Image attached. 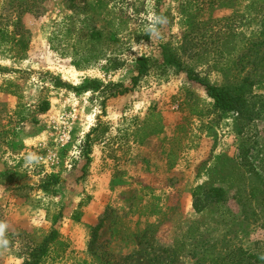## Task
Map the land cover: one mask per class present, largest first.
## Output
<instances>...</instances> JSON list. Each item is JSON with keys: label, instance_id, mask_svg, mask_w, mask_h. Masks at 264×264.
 <instances>
[{"label": "rangeland", "instance_id": "374dc122", "mask_svg": "<svg viewBox=\"0 0 264 264\" xmlns=\"http://www.w3.org/2000/svg\"><path fill=\"white\" fill-rule=\"evenodd\" d=\"M186 14L200 22L229 18L226 30L247 37H257L264 24V6L259 10L253 0H0V250L24 259L54 230L58 243L41 264H208L199 260L211 247L215 254L240 247L261 256L253 264H264V199L248 194L257 183L240 158L236 117L215 111L185 70L149 73L136 90L112 99L67 88L86 79L128 87L135 59L162 62L160 46L170 43L184 67L206 83L221 87L248 71L252 95H264L262 69L221 74L211 68L210 46L195 48L214 39L208 38L213 30L205 41L183 40ZM94 30L103 34L95 50L112 54L78 72L57 51V41L69 52L72 41ZM46 100L49 110L38 113ZM151 108L160 121L149 117ZM163 112L173 115L166 123ZM36 136L37 145H25ZM243 139L259 171L264 121H253ZM95 160L111 198L84 225ZM51 174L60 180L55 195L40 189ZM201 184L223 187L227 201L196 213L192 193ZM100 217L92 253L91 230Z\"/></svg>", "mask_w": 264, "mask_h": 264}, {"label": "trees", "instance_id": "16d2710c", "mask_svg": "<svg viewBox=\"0 0 264 264\" xmlns=\"http://www.w3.org/2000/svg\"><path fill=\"white\" fill-rule=\"evenodd\" d=\"M253 1L254 5L258 6L259 10L264 6V0ZM196 18L197 15L186 14L184 16L186 30L183 34V40L196 39L198 41H205L208 36L206 33L208 28L213 30V33L209 34L208 38L214 37V39H210L207 43L198 42L197 44H194L195 48H197L199 44L204 45L205 49L210 46L209 50L213 55L211 58V68L213 70L228 75L229 73H243L247 67H251L252 71L262 69L264 72V24L261 25L260 33L257 37H247L240 34L238 35L234 31H230V29L226 30L229 26V18L225 20H215L214 22L211 19L200 22L197 21ZM216 26L218 27L217 29H215ZM214 30H216V32ZM94 31L91 35H84L82 41L80 39L72 41L73 44L68 46L69 52L67 51V48L61 47V44L59 43L60 40L57 41V37H55V40L58 42L56 46L59 45V47L55 48H57V51H60L63 54L65 53L71 59V66L78 72L86 71L99 60H105L112 54L111 50L108 49L107 51L95 50V41L101 36L103 37V34L100 31ZM199 33L201 35H199ZM85 36L87 38H85ZM104 39L105 41L110 40L108 37H104ZM7 40L8 42H13L14 38L8 37ZM229 40H233L234 43L230 45L231 41ZM80 42H82V46L80 45ZM21 44L23 45V51L26 52L28 50V44H23V42ZM53 45L51 44L52 47ZM160 49V54L163 57L162 62L148 57L135 59L134 70L136 74L131 78L130 86L128 87L122 83H108L103 85L98 80L86 79L77 87L69 86L67 88H70L77 93L99 91L102 94H105V99H112L136 90L141 78L149 73L166 75L170 68H173L176 72L185 70L189 80H192L203 87L207 96L212 100V106L215 111L230 113L236 117L235 132L241 137V145L239 149L240 158L241 161H244L243 164L248 163L249 170L252 172L251 180H255V183H257L249 188L248 194L252 198L256 197L258 194L261 196V200H263L264 167L262 166L259 171H254L255 169L248 161L249 149L247 148L246 143V140L248 141V139L244 140L243 134L253 121L257 119L264 121V95H252L253 81L250 79L248 71H246L242 77L237 78L238 80H234L235 82L233 81V83H230V81H227L225 85L217 87L206 83L203 79L193 75L192 70L184 67L182 62H180V59L177 57L178 54L175 52L177 49H174L170 43L161 45ZM246 58L250 59L245 62L244 60ZM110 61L111 60H108V62ZM49 107L50 104L47 100L42 101L37 105L36 111L40 114H44L49 110ZM154 109L155 108H151L149 117L151 119L157 117L156 120L160 121V117L153 113ZM147 122L148 119L146 120V123ZM96 130L97 127L92 129L86 136L87 141L92 134L97 132ZM236 181H238L237 177L234 178V182ZM59 182L60 180L56 175H48L41 183L40 189L44 194L55 195L56 191L53 187L58 185ZM192 199L195 212L201 213L210 207L212 208V206H214L213 208H216L215 205L218 206L225 203L227 201V191L223 187L201 184L195 187L192 193ZM75 218L79 219L78 214H76ZM104 219V217H100L92 227L91 240L89 242V251L91 252L92 246L98 239V233L102 228ZM56 238H58L56 231L52 230L49 232L40 243L29 248L26 257L22 259L21 264H41L48 256L51 245L58 243ZM210 249L207 248L204 250L203 256L199 260L200 263L247 264V262H251L253 264L262 261L260 255H248L240 247L234 250L226 248L224 251L217 253L218 255L213 252L212 247Z\"/></svg>", "mask_w": 264, "mask_h": 264}, {"label": "crops", "instance_id": "0c3cea01", "mask_svg": "<svg viewBox=\"0 0 264 264\" xmlns=\"http://www.w3.org/2000/svg\"><path fill=\"white\" fill-rule=\"evenodd\" d=\"M151 99L152 98H150V100ZM147 102H148V106H150L151 104L150 101H147ZM151 102L152 104H154L153 101ZM162 114H163V119L165 123L167 119H170L173 116V115H170L164 112ZM39 141H40V137L38 136H36V138L29 137L26 139L25 145L26 144L27 146L37 145ZM95 166H97V160H95L93 163V169ZM101 171H102L101 168L99 170L97 168L94 169V172H92V175L90 177V180H89L90 182L89 190L90 191H86V193L88 195L93 196V198H91V200L88 202L87 207L83 209V216L81 218V224L88 223V221L90 220V217H94V214L92 215V213H96V210L101 209L103 206H106V204H108L110 201L111 192L105 186V184H107L106 174H105V171L104 173L103 172L100 173ZM16 215L19 218L23 216L21 208L18 210ZM0 254H1L0 264H2V262L3 264H21L22 262L21 258H18L17 256H14L13 254L8 253L5 250L4 251L0 250Z\"/></svg>", "mask_w": 264, "mask_h": 264}, {"label": "clouds", "instance_id": "9594fccd", "mask_svg": "<svg viewBox=\"0 0 264 264\" xmlns=\"http://www.w3.org/2000/svg\"><path fill=\"white\" fill-rule=\"evenodd\" d=\"M33 159H34V157H32V156L28 157L29 162H31V160H33ZM3 227H4L3 225H0V229H2Z\"/></svg>", "mask_w": 264, "mask_h": 264}]
</instances>
